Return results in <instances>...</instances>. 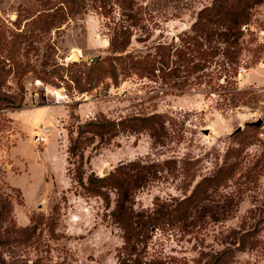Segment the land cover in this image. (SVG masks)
Listing matches in <instances>:
<instances>
[{"label": "rangeland", "instance_id": "1", "mask_svg": "<svg viewBox=\"0 0 264 264\" xmlns=\"http://www.w3.org/2000/svg\"><path fill=\"white\" fill-rule=\"evenodd\" d=\"M82 1L71 15L58 0H0V264H120L116 192L103 189L105 202L86 188L123 166L146 171L134 200L142 213L175 205L232 168L183 221L154 231L147 260L264 264V0L250 11L237 71L220 55L209 65L195 54L191 73L179 64L172 77L131 74L117 85L107 74L90 91L72 76L109 56L113 18H128L114 1ZM215 1L135 0L140 21L128 52L179 43ZM101 114L154 115L158 131L96 139L70 159V132Z\"/></svg>", "mask_w": 264, "mask_h": 264}, {"label": "trees", "instance_id": "2", "mask_svg": "<svg viewBox=\"0 0 264 264\" xmlns=\"http://www.w3.org/2000/svg\"><path fill=\"white\" fill-rule=\"evenodd\" d=\"M58 1V5L63 4L69 7V14L77 12L75 7L79 4V0ZM113 1L123 11L121 15L128 18V21L126 25H122L118 23L119 21L114 22L113 18L110 28L112 38L109 56L98 60L95 67L89 69L86 74L72 76L78 86L82 84V81L89 86L88 89L81 88L82 91L93 90L107 74L115 83L114 85H117L120 76L126 77L131 74L148 78L155 77L156 74H169L172 77L177 74L179 64L191 73L195 65V54L201 61L209 62V65L220 55L224 59L223 66L226 64L230 69L237 71L240 65V54L244 49L242 41L244 32L251 24L250 11L261 2V0H216L211 7L203 9L198 14L191 30L184 34V38L179 39V43L159 44L155 46L153 53L134 55L128 52V48L133 36L132 27H136L140 21V13L135 10V0H93L95 4H99V8H104ZM105 11L103 17L111 18L112 14L108 10ZM93 71L97 74H90ZM11 105L21 107L20 104L15 103L7 104L6 107ZM158 119L159 117L152 115L116 121L101 114L94 120L80 124L75 131L70 132V159H82L87 146L96 139H103L121 132L139 133L144 130L156 132L158 131L156 127L159 125ZM140 168L123 166L104 178L92 176L88 179V183L93 188L86 189L93 195L102 197L105 202H108L109 196L103 189L116 192V206L111 216L123 231L124 244L119 255L120 264H163L159 259L147 260L146 257L154 231L165 225H171L170 222L183 221L208 190L222 183V179L231 173L232 168L221 167L211 177L204 178L190 197L175 205L166 204L149 213L135 210V194L148 181L146 171ZM203 264H219V258L213 256Z\"/></svg>", "mask_w": 264, "mask_h": 264}, {"label": "water", "instance_id": "3", "mask_svg": "<svg viewBox=\"0 0 264 264\" xmlns=\"http://www.w3.org/2000/svg\"><path fill=\"white\" fill-rule=\"evenodd\" d=\"M251 125H253V126H259L260 125V123H253V124H251ZM242 129L240 128L239 129V131H241ZM107 173H108V170L106 169V170H104V172H103V175H107Z\"/></svg>", "mask_w": 264, "mask_h": 264}, {"label": "built area", "instance_id": "4", "mask_svg": "<svg viewBox=\"0 0 264 264\" xmlns=\"http://www.w3.org/2000/svg\"><path fill=\"white\" fill-rule=\"evenodd\" d=\"M91 63L93 62V60H89ZM89 63V62H88Z\"/></svg>", "mask_w": 264, "mask_h": 264}]
</instances>
